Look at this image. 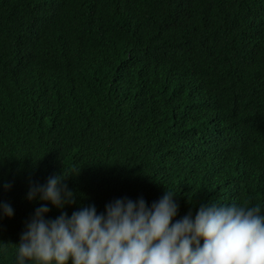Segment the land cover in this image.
<instances>
[{
	"label": "trees",
	"instance_id": "1",
	"mask_svg": "<svg viewBox=\"0 0 264 264\" xmlns=\"http://www.w3.org/2000/svg\"><path fill=\"white\" fill-rule=\"evenodd\" d=\"M62 172L75 203L27 198ZM167 190L264 212V0H0V264L41 205Z\"/></svg>",
	"mask_w": 264,
	"mask_h": 264
},
{
	"label": "clouds",
	"instance_id": "2",
	"mask_svg": "<svg viewBox=\"0 0 264 264\" xmlns=\"http://www.w3.org/2000/svg\"><path fill=\"white\" fill-rule=\"evenodd\" d=\"M78 173L31 184L27 198L60 209L71 205L75 194L65 181ZM173 196L167 190L151 206L143 198L116 199L104 213L93 205L55 219H45L50 209L41 205L21 234L17 264H264L260 205L211 203L194 219L188 214L173 222L178 211ZM0 215L12 217V207L0 203Z\"/></svg>",
	"mask_w": 264,
	"mask_h": 264
}]
</instances>
